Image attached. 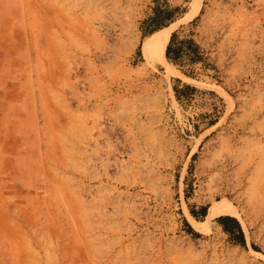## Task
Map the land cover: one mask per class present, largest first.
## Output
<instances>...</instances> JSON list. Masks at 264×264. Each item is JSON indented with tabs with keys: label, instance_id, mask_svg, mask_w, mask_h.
<instances>
[{
	"label": "rangeland",
	"instance_id": "rangeland-1",
	"mask_svg": "<svg viewBox=\"0 0 264 264\" xmlns=\"http://www.w3.org/2000/svg\"><path fill=\"white\" fill-rule=\"evenodd\" d=\"M193 2L0 0V264H264V0Z\"/></svg>",
	"mask_w": 264,
	"mask_h": 264
},
{
	"label": "trees",
	"instance_id": "trees-1",
	"mask_svg": "<svg viewBox=\"0 0 264 264\" xmlns=\"http://www.w3.org/2000/svg\"><path fill=\"white\" fill-rule=\"evenodd\" d=\"M180 11L179 7H171L165 5L164 7L156 5L153 9L152 15L143 22L142 30L143 37L150 36L152 33L161 30L171 23H173L177 17V13ZM199 45L193 39H180L177 32L173 33L169 44L166 49V58L173 64L180 65L183 60L187 59L189 63H197L202 60L199 55ZM186 89H191L186 86ZM177 98L180 100L178 91L175 89ZM215 123H212L214 125ZM193 216L196 215L193 213ZM217 222L223 227L224 231L231 236L238 235L241 244L244 245V235L238 220L234 217L223 216L217 219ZM186 226L189 231L192 229L188 223Z\"/></svg>",
	"mask_w": 264,
	"mask_h": 264
},
{
	"label": "bare ground",
	"instance_id": "bare-ground-1",
	"mask_svg": "<svg viewBox=\"0 0 264 264\" xmlns=\"http://www.w3.org/2000/svg\"><path fill=\"white\" fill-rule=\"evenodd\" d=\"M200 0H194L193 9L197 12L199 7ZM172 29L170 27H166L162 30H158L153 33L144 43L143 51L146 57L155 58L157 61H160L164 64H169L166 60V48L168 46L170 37H171ZM257 144H261V139L258 138ZM235 214V210L230 205H224L222 203L216 202L214 205L210 207L208 219ZM196 228H200L199 224L193 221Z\"/></svg>",
	"mask_w": 264,
	"mask_h": 264
}]
</instances>
